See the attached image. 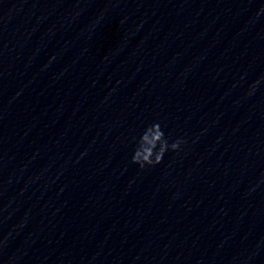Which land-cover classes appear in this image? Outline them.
Masks as SVG:
<instances>
[{
    "label": "clouds",
    "instance_id": "1",
    "mask_svg": "<svg viewBox=\"0 0 264 264\" xmlns=\"http://www.w3.org/2000/svg\"><path fill=\"white\" fill-rule=\"evenodd\" d=\"M260 11H264V7ZM258 15L259 12H257ZM258 84L259 80L250 86L249 94L255 91ZM183 143H185L184 140L177 139L169 144L161 125L158 122L153 123L145 128L137 141L131 162L138 165L141 169L146 166H155L161 163L167 151H178Z\"/></svg>",
    "mask_w": 264,
    "mask_h": 264
}]
</instances>
